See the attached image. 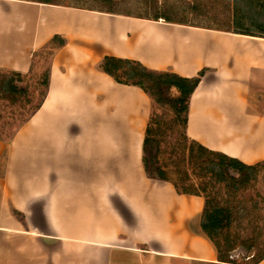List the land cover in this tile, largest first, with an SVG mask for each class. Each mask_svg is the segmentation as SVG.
I'll return each instance as SVG.
<instances>
[{"label": "crops", "instance_id": "1", "mask_svg": "<svg viewBox=\"0 0 264 264\" xmlns=\"http://www.w3.org/2000/svg\"><path fill=\"white\" fill-rule=\"evenodd\" d=\"M54 35L47 95L0 139V264H224L200 223L204 198L148 178L152 100L105 56L195 77L187 136L264 162V37L31 0H0V68L29 73ZM264 264V258L258 263Z\"/></svg>", "mask_w": 264, "mask_h": 264}, {"label": "trees", "instance_id": "2", "mask_svg": "<svg viewBox=\"0 0 264 264\" xmlns=\"http://www.w3.org/2000/svg\"><path fill=\"white\" fill-rule=\"evenodd\" d=\"M31 1L63 5L60 0ZM95 1L102 3L105 9L100 11L107 13L151 20L163 19L171 23L201 26L216 30L264 37V22L262 21L264 19V3L261 2L264 0H232V12L227 14V24L219 27L191 24L183 18L178 8L161 5L158 0H142L144 7L151 11V14L149 13L147 15L117 10L116 5L120 0ZM72 7L90 9L82 6ZM189 9L201 15H206V13L210 12V10H207L206 6L202 4H192ZM212 9H214V11L217 10L215 6H213ZM213 17L212 20L221 21L216 12ZM64 44L65 39L63 37L54 35L49 44L33 54L29 73L23 74L21 72L0 68V98H10L14 102L21 99H26L29 102L31 101L29 86L21 83L25 78L29 77L31 71H33L39 63H42L43 54L47 50L49 54L48 67L41 72L38 77V84L43 87L41 92L42 98L39 103L33 107L30 115L31 117L40 108L47 95L50 78V63L54 50ZM100 67L104 72L113 77L116 82L141 88L152 100L150 118L146 127L142 149V161L147 177L172 183L179 194L202 196L205 202L200 226L203 233L216 246L219 260L224 264H247L237 263L229 259V251L233 249L236 241L233 236H231L230 230L237 219L235 206L227 199L231 198L233 196L232 193L239 187L247 186V183L255 177L259 167L264 162L248 165L237 158L228 156L222 152L210 150L202 144L192 140L188 148V157L190 161L197 163L198 167L203 168L208 176V180L201 186L202 189L199 190L180 186L177 182L172 180L165 165H163L160 160V147L156 138V133L160 131L163 121L158 116L157 109L168 107L176 117L182 118L184 127L186 128L190 98L206 70H201L195 77L187 78L172 72L151 70L136 60L114 56H105ZM30 117L21 123L15 133ZM0 139L4 140L1 137ZM217 187H223L227 190L228 194L224 200H221L218 195L215 194L214 191H218ZM263 258L264 254L260 258L253 255L252 259L255 260H253L254 262L251 264H258Z\"/></svg>", "mask_w": 264, "mask_h": 264}, {"label": "rangeland", "instance_id": "3", "mask_svg": "<svg viewBox=\"0 0 264 264\" xmlns=\"http://www.w3.org/2000/svg\"><path fill=\"white\" fill-rule=\"evenodd\" d=\"M60 2L66 6H82L97 11L105 9L102 3L95 0H60ZM158 2L161 5L178 8L183 18L191 24L211 27L227 24V14L232 12L233 4L232 0H158ZM192 4H202L210 12L206 15L198 14L189 9ZM213 6L216 11L212 9ZM116 9L134 14L143 13V15L151 12L144 7L142 0H120ZM215 12L221 21L212 20ZM262 21L264 22V19ZM43 56L42 63H39L21 83L29 86L30 102L26 99L14 102L10 98H0V137L4 141H9L15 135V131L30 117L33 107L42 98L43 87L38 84V77L48 67L47 50ZM157 113L163 121L160 131L156 133L162 164L165 165L170 178L180 186L201 190L208 176L203 168L198 167L197 163L190 161L188 157V148L192 140L187 136V127H184L182 118L176 117L168 107L158 108ZM217 189L218 191H214L215 194L224 200L228 194L227 190L223 187ZM232 194L233 196L227 200L235 206L237 220L230 230L231 236L236 241L233 249L229 251V259L237 263L251 264L256 259H252L253 255L260 258L264 254V163L247 186L239 187Z\"/></svg>", "mask_w": 264, "mask_h": 264}]
</instances>
